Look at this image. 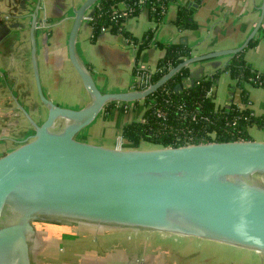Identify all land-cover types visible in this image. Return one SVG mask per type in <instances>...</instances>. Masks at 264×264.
Instances as JSON below:
<instances>
[{
	"label": "water",
	"instance_id": "1",
	"mask_svg": "<svg viewBox=\"0 0 264 264\" xmlns=\"http://www.w3.org/2000/svg\"><path fill=\"white\" fill-rule=\"evenodd\" d=\"M96 1L73 9L67 38L70 63L90 97L79 108L59 105L44 93L36 60L38 4L30 13L32 68L47 113L37 123L22 108L34 131L0 155V264H35L38 220L166 231L264 252V140L139 147L77 137L107 102L142 99L183 66L246 47L264 19V0L239 46L190 55L145 88L111 92L98 87L76 51L78 30Z\"/></svg>",
	"mask_w": 264,
	"mask_h": 264
},
{
	"label": "crops",
	"instance_id": "2",
	"mask_svg": "<svg viewBox=\"0 0 264 264\" xmlns=\"http://www.w3.org/2000/svg\"><path fill=\"white\" fill-rule=\"evenodd\" d=\"M83 1L0 0V155L33 133V125L23 109L37 123L47 113L38 97L30 56V13L37 4L36 60L44 93L55 103L72 108H79L89 101V94L71 65L67 50L73 9ZM261 3L262 0H173L159 24L142 11L124 20L125 29L137 38L145 31L155 29L153 41L142 48L121 32L105 30L93 36L92 26L83 20L76 36V51L102 91L139 89L144 83L145 71L154 69L164 54V49L156 42L186 43L190 55L239 46L256 24ZM179 5L191 7L194 26L179 28L175 23ZM263 29L264 19L253 36L258 38L247 44L244 51L245 59L262 73ZM229 57L230 54H224L187 64V78L183 82L220 70L212 91L216 108L233 103L257 114L264 113V87L246 82L248 100L244 102L234 87L235 79L223 69ZM129 109L134 112L130 120L141 118L142 114L137 117V105H128L123 110L116 106L111 110L115 112L113 121L103 124L111 111L104 114L101 110L79 135L91 142L115 145L121 126L130 121L128 114L126 121L121 122L118 111L127 114ZM253 139L264 140V137ZM68 231L72 230L63 227L60 234ZM66 236L63 235L65 239L58 236L67 241L61 252L58 253L56 246L44 248L43 258L50 264H264V252L190 235L182 239L174 236L159 243L139 241V237L135 240L111 236L88 240L80 234ZM60 257L63 259L58 261Z\"/></svg>",
	"mask_w": 264,
	"mask_h": 264
},
{
	"label": "trees",
	"instance_id": "3",
	"mask_svg": "<svg viewBox=\"0 0 264 264\" xmlns=\"http://www.w3.org/2000/svg\"><path fill=\"white\" fill-rule=\"evenodd\" d=\"M171 1L173 0H97L89 8L90 18L86 21L92 26L93 36L105 30L121 32L142 48L150 43L155 29H149L142 37L137 38L125 29L124 20L144 11L151 20L159 24ZM175 23L179 28L194 26L191 7L179 5ZM256 39L251 38L248 44ZM156 44L164 49V54L157 61L155 70L149 78L150 83L190 56V48L186 43L156 42ZM246 47L231 53L223 68L235 79L234 87L239 90L244 102L248 100L246 82L264 87V73L258 71L244 57ZM219 72L220 70H216L208 76L183 84L184 78L185 80L187 78V71L186 66L180 68L166 82L143 98L145 109L140 119L130 120L121 126L120 133L126 145L138 146L144 141L157 145L207 141L211 139L210 132H215V139L218 140L245 139L250 138L248 126L255 125L264 129V113L257 114L250 108H241L233 103L221 108L215 107L212 91ZM178 83L182 84L181 88L176 86ZM140 86L145 87L144 83ZM128 105L129 102L112 100L104 105L102 113H108L116 106L123 110ZM55 229L61 232V228Z\"/></svg>",
	"mask_w": 264,
	"mask_h": 264
},
{
	"label": "rangeland",
	"instance_id": "4",
	"mask_svg": "<svg viewBox=\"0 0 264 264\" xmlns=\"http://www.w3.org/2000/svg\"><path fill=\"white\" fill-rule=\"evenodd\" d=\"M127 102H129V105L131 107L137 105V113H138L137 117H139L145 109L143 98L138 99V100H129ZM132 110L133 109H129L127 114L125 111L124 112L122 110L118 111V116L121 119V122L126 121V119L128 118V114L130 117L129 120L131 119V116L134 117L133 116L134 112ZM114 118H115V112L111 111L110 113H108V116L104 118L103 124H109L110 122L113 121ZM247 132L250 138L251 137L252 138L264 137V129L259 128L255 125L248 126ZM29 134H32V133H29ZM79 134L81 133L79 132L77 137L82 138L81 135ZM123 144H126V143L124 142ZM138 146L139 147H151V146H158V145L144 141ZM34 224H35V228L37 229L36 239H37L38 245L33 250L32 258L34 259L36 264H50L49 262H47L46 260L47 258L44 259L45 257L43 256L44 255L43 250L45 247H47V245H50V246H56L58 248V253L61 252L62 247L65 246L67 241L60 240L58 236L63 237V235L65 234L68 235L66 237H70L69 235L74 236L75 234L84 235V237L88 238V240H92L93 237L96 239H99V238L105 239L106 237H109V236L119 238V240H127V239L133 240L135 237L136 238L139 237L140 238V239L138 238L139 241L146 240V241L154 242V243L155 242L159 243L163 241L165 242L166 240H169V238H173L174 236H177L179 239H182L187 236V235H178V234L169 233V232H154L153 230H144L140 228L119 227V226H115L112 224L92 223V222L82 221V220H69V219H65L63 221L38 220V221H35ZM63 227L65 228L67 227L69 230H72V231H68L67 233L62 235L59 232H57L58 229H55V228H63ZM55 234H60V235H55ZM63 239H65V237H63ZM67 240L71 241V238H67ZM61 259L63 258L60 257L57 260L61 261Z\"/></svg>",
	"mask_w": 264,
	"mask_h": 264
},
{
	"label": "built area",
	"instance_id": "5",
	"mask_svg": "<svg viewBox=\"0 0 264 264\" xmlns=\"http://www.w3.org/2000/svg\"><path fill=\"white\" fill-rule=\"evenodd\" d=\"M90 18L89 14H88V11L86 12L85 14V20H88ZM129 40V39H128ZM151 41L152 38H151ZM155 68L154 69H150L148 68L145 73H144V85L145 87L148 86V84L150 83L149 82V78L151 76V74L154 72ZM143 87V88H145ZM139 89H142V88H139ZM158 114H160V111H158ZM210 135H211V139L210 140H214L215 136H216V133L215 132H210ZM208 141V140H207ZM124 139H123V136L121 135V133H118L117 136H116V144L115 145H118V146H124L123 143H124ZM199 142H202V141H199ZM188 143H194V142H189V141H186L185 143H182V144H188ZM168 145H172V144H168ZM178 145H181V144H178ZM154 232H166V231H158V230H153ZM169 233H172V232H169ZM174 234H177V233H174ZM178 235H181V234H178ZM174 238V237H173Z\"/></svg>",
	"mask_w": 264,
	"mask_h": 264
}]
</instances>
